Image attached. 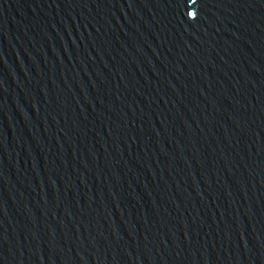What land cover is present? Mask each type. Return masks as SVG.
Segmentation results:
<instances>
[{
    "label": "water",
    "instance_id": "obj_1",
    "mask_svg": "<svg viewBox=\"0 0 264 264\" xmlns=\"http://www.w3.org/2000/svg\"><path fill=\"white\" fill-rule=\"evenodd\" d=\"M0 264H264V0H0Z\"/></svg>",
    "mask_w": 264,
    "mask_h": 264
},
{
    "label": "snow or ice",
    "instance_id": "obj_2",
    "mask_svg": "<svg viewBox=\"0 0 264 264\" xmlns=\"http://www.w3.org/2000/svg\"><path fill=\"white\" fill-rule=\"evenodd\" d=\"M189 15H192V13H189Z\"/></svg>",
    "mask_w": 264,
    "mask_h": 264
}]
</instances>
